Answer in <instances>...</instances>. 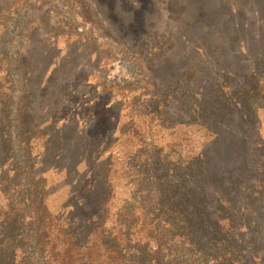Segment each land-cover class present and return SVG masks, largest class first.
<instances>
[{
	"label": "rangeland",
	"instance_id": "obj_1",
	"mask_svg": "<svg viewBox=\"0 0 264 264\" xmlns=\"http://www.w3.org/2000/svg\"><path fill=\"white\" fill-rule=\"evenodd\" d=\"M263 53L264 0H0V159L19 174L6 178L10 197L41 180L56 213L113 212L132 152L154 146L180 164L207 145L187 206L243 204L264 249ZM94 146L113 166L106 208L108 190L99 199L106 187L88 181Z\"/></svg>",
	"mask_w": 264,
	"mask_h": 264
},
{
	"label": "trees",
	"instance_id": "obj_2",
	"mask_svg": "<svg viewBox=\"0 0 264 264\" xmlns=\"http://www.w3.org/2000/svg\"><path fill=\"white\" fill-rule=\"evenodd\" d=\"M259 63L264 69V53ZM259 90L260 84L252 88ZM250 107L255 113L256 106ZM205 121L216 136L220 121L213 111ZM106 149L94 146L87 166L93 188L106 187L98 198L108 190L103 207L114 191L111 157L99 160ZM209 150L206 145L180 164L167 161L154 146L132 152L123 167L125 194L113 212L105 207L99 214L66 216L46 207L41 180L32 182L24 196L10 197L9 187L19 174L10 176L0 159V187L8 199L0 201V264H264V249L252 239L249 208L241 203L236 208H208L206 202L202 208L187 206L194 195L191 181L206 170ZM150 197L151 207L138 205Z\"/></svg>",
	"mask_w": 264,
	"mask_h": 264
}]
</instances>
